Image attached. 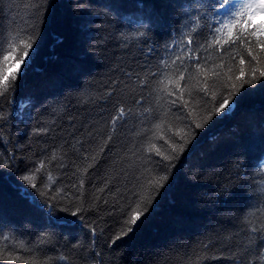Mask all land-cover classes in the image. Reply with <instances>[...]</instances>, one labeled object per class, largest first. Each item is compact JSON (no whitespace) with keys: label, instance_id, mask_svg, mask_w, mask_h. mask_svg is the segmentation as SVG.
Here are the masks:
<instances>
[{"label":"trees","instance_id":"trees-1","mask_svg":"<svg viewBox=\"0 0 264 264\" xmlns=\"http://www.w3.org/2000/svg\"><path fill=\"white\" fill-rule=\"evenodd\" d=\"M243 2L225 10L216 4L214 14L210 5L215 0H90L91 11L102 18L90 24L85 36L76 0H0V56L11 34L26 30L37 37L14 90L0 97V248L25 257L35 253L41 261L50 258L49 264H197L198 258L202 264H264V245L258 239L249 243L250 229L264 224V89L249 91L222 119L196 129L194 140L187 136L192 141L188 150L154 173L158 179L170 171L169 186L129 237L111 243L124 219L116 202L126 196L136 175L127 168L131 155L125 153L134 142L138 147L147 141L152 132L145 135L141 129H151L158 114L143 123L138 113L136 119L118 122L115 138L85 175L80 200L71 187L92 162L83 160L85 152L91 157L103 146L116 109L123 104L136 113L134 101L142 92L148 97L138 77L156 71L162 59L170 63L184 55L189 36L198 56L212 57L208 66L220 63L221 55L225 61L234 57L238 65L240 55L246 56L239 44H209L227 7L235 12ZM199 13L208 15L197 27L191 17ZM73 67L87 71L81 74ZM154 106L153 95L142 108ZM237 160L239 170L233 167ZM41 161L44 168L35 173ZM32 173L36 188L21 179ZM224 184L238 186L241 194L221 204ZM20 186L39 202L55 197L56 208L67 207L69 213L83 202L88 209L82 213L84 227L71 234L52 227L46 215L30 211L31 197L23 199ZM89 226L95 227L94 235ZM204 245L211 246L204 250Z\"/></svg>","mask_w":264,"mask_h":264},{"label":"snow or ice","instance_id":"snow-or-ice-1","mask_svg":"<svg viewBox=\"0 0 264 264\" xmlns=\"http://www.w3.org/2000/svg\"><path fill=\"white\" fill-rule=\"evenodd\" d=\"M231 3L232 0H223V3H220V0H215V4L210 5V7H212L214 14H218L216 4L219 5V10H225L226 6L231 5ZM76 13L80 21L81 32L85 36L89 35L91 31L90 24L102 18L99 14L91 11L90 0H76ZM207 15V13H199L191 19L199 27V21ZM258 17H264V0H244L235 12L232 11L231 7H227V11H224L221 16L223 22L217 20L220 26L215 27L209 48L216 45L228 47L239 44L246 52V56L240 55L238 65L234 57H229L228 61H225L223 55H221L219 57L220 63H212L211 66H208L212 61V57L198 56L199 49L192 47L194 40L189 36L183 45L187 49L184 55L176 56L170 63L168 60L162 59L156 71L149 70L146 71L144 78L138 77L142 89H148V97L154 95L155 106L142 108L143 103L148 99L143 92L140 99L134 101L137 105L136 113H133L131 109H126L121 104L116 109L117 115L111 118L110 128L107 138L103 141V146L91 157L87 155V152L83 155V160L91 159L92 162L88 163L81 172L78 184L71 185L79 192V195L73 193V197L77 200H80L83 196L85 175L88 174V170L96 165L101 154L105 152L115 138L118 122L124 121L126 123L129 117L136 119L137 113L143 117L141 123L155 119L156 115H159L158 122L153 124L151 129H141V132L145 135L149 131L152 132L147 141L139 144L138 147L134 142L132 148H129L128 152L125 153V156H128L129 153L131 155V161L128 163L127 168L135 172L136 175L131 188L125 189L126 196L121 197L116 202V211L124 219L122 230L111 239L112 244L129 237V234L133 233L147 219L150 210L158 202L157 197L161 189L169 186L171 177L170 171H166L158 179L154 176V173L164 168L165 162L171 163L188 150L192 141L187 136L191 135L194 140L196 129H204L210 122L222 119L224 114L234 110V106L249 91L264 89V19L257 22ZM212 27L209 26V31ZM25 31L21 30L11 34L8 47L3 50V55L0 56V97L10 90H14L15 82L28 66L27 61L31 58V52L34 50L37 37L26 35ZM192 31L195 33L196 29L194 28ZM138 35L144 36L146 33L139 32ZM92 55H96V53L92 52ZM73 70L81 74L87 71L75 67H73ZM247 86L255 87L249 89ZM85 99H88V97L86 96ZM100 99H103V97H100ZM2 118L3 114L0 113V119ZM198 120L200 122H197ZM189 128L192 129L191 133L185 131ZM141 132H137L136 136L142 138ZM170 133L171 135H169ZM88 135L91 137L93 134L89 133ZM158 141H163V145L158 146ZM155 157L160 159L156 160ZM55 158L56 154L54 153L52 159ZM40 163L41 167L36 168L35 173H40L43 170L44 161ZM63 166V164L60 165V167ZM233 167L239 170L242 165L237 160ZM77 171L80 172V169L77 168ZM35 173L26 174L21 179L30 182L31 186L36 188L37 184L32 183L35 179ZM124 174L127 176L128 172L125 171ZM73 175H76V173H73ZM48 179L51 180L52 177L49 176ZM105 187H107V184H105ZM18 191L23 199L31 197L32 206L30 211L46 215L52 227H60L62 230H67L69 234L77 226L84 227L85 217L82 213L88 211V209L83 206V202L79 203L76 209L69 213L67 207L56 208L55 197L45 202H39L23 186H20ZM99 191H104V189L101 188ZM240 194L241 191L238 186L224 184L220 187L219 202L226 204ZM65 198L71 202L72 198L67 197L66 194ZM124 200L126 202H122ZM3 225V220H0V228ZM89 229L94 235L95 227L89 226ZM250 232L254 234L249 240L250 244H255L258 239L260 244L264 245V224L259 227H252ZM41 235L44 239H47V234L42 233ZM210 246L204 245L203 248L207 250ZM20 247L25 252H32L23 243L20 244ZM49 259L41 261L35 253L25 257L0 248V261L49 264ZM197 264H202L199 258ZM249 264H252V262H249Z\"/></svg>","mask_w":264,"mask_h":264}]
</instances>
